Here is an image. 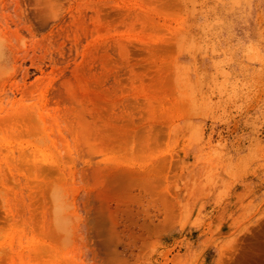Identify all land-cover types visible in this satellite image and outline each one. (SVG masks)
Masks as SVG:
<instances>
[{
	"label": "rangeland",
	"instance_id": "obj_1",
	"mask_svg": "<svg viewBox=\"0 0 264 264\" xmlns=\"http://www.w3.org/2000/svg\"><path fill=\"white\" fill-rule=\"evenodd\" d=\"M0 264H264V0H0Z\"/></svg>",
	"mask_w": 264,
	"mask_h": 264
},
{
	"label": "bare ground",
	"instance_id": "obj_2",
	"mask_svg": "<svg viewBox=\"0 0 264 264\" xmlns=\"http://www.w3.org/2000/svg\"><path fill=\"white\" fill-rule=\"evenodd\" d=\"M104 65H106V67H109L110 66L109 67L110 69L111 68L112 69L113 68H116V65L115 66L112 65L113 67H111V64L110 63H109V66H107L106 63ZM117 73L115 72V74H114V85H112V88L111 89L113 91H115V92H118V90H120L121 91V94H122V90L121 89L124 88V87H126V86L122 87V85L120 84L121 83V78L118 77V74ZM111 74H113V73H111ZM105 75L107 76L108 74H105ZM138 75H137V78L139 80V77L140 76L138 77ZM126 79H128V78H126ZM135 84L138 85L137 83H135ZM126 88H128V87H126ZM144 88H145V86H144ZM138 89H139L138 90V92H139L141 89H140V87ZM102 91L104 92L105 89H103ZM102 91H101V93H102ZM107 91H108V89L104 93H107ZM124 91L126 92V89ZM111 93H113V92H111ZM108 94H110V92H108L105 95L108 96ZM120 98L117 97V99L115 98L113 101L116 102V104L118 106L120 105V107H121L122 104H119V103H122L123 100H122V97H120ZM126 99L124 101H126ZM135 100L133 99V102H134V104H133V102H131V100H128L127 99V101L125 102V104L123 103V105H122L123 106L122 107L123 109L119 107L120 110L118 109L117 112H113V114L110 116V118H108L107 120H105L106 121V126L104 125V127H106V128L105 129L102 128L103 129V132L100 135H102V137L106 141V144H104V143H102V144L107 145L108 147L107 146L106 147L109 148L110 150H112L111 152H114V151L116 152V151L120 150L121 148L122 149H124V148L127 149V147H129V146H131L133 149H138V150L142 151L143 154H147V153H149V152L152 151V149H151L152 147H151V143H150V140H149V134H148V132H147L148 135H145V132L142 131L141 128H140V124H138L136 122L137 119H135V118L137 116H138V120L144 119V113L143 112L140 113L138 111L141 107H140L139 103H136L137 101H135ZM149 114L151 115V113H149ZM100 131H102V130H100ZM96 132H97V130H96ZM135 136H136V138H135ZM133 138H134V140H133ZM131 140H133V141L131 142ZM152 155L153 154H147L146 156L149 157V158H151Z\"/></svg>",
	"mask_w": 264,
	"mask_h": 264
}]
</instances>
